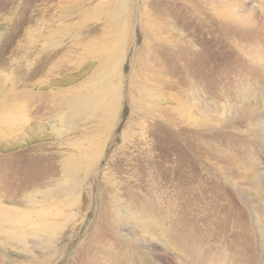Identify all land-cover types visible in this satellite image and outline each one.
Listing matches in <instances>:
<instances>
[{"label": "rangeland", "instance_id": "1", "mask_svg": "<svg viewBox=\"0 0 264 264\" xmlns=\"http://www.w3.org/2000/svg\"><path fill=\"white\" fill-rule=\"evenodd\" d=\"M48 8L43 21L54 17V32L34 25ZM50 51L58 54L36 61ZM94 82L109 90L108 110L76 114L77 100L96 101ZM24 90L33 95L27 105ZM261 98L264 0H0V195L40 199L49 189L45 198L56 202L24 225L25 251L13 243L0 257L159 264L165 242L184 259L176 253L167 264H234L219 248L228 230L236 257L264 264V194L243 175L257 151L264 157L255 121L241 115L195 129L177 113L193 102L230 109ZM21 104L26 119L14 125Z\"/></svg>", "mask_w": 264, "mask_h": 264}, {"label": "bare ground", "instance_id": "2", "mask_svg": "<svg viewBox=\"0 0 264 264\" xmlns=\"http://www.w3.org/2000/svg\"><path fill=\"white\" fill-rule=\"evenodd\" d=\"M49 12H50V9L49 8L46 9L44 11V15H41L39 17V18H41L39 22H38V18L35 19L34 25H37L38 26L39 24H41L42 28L46 32L50 31L53 28V32H54L55 31L54 26H53V18L54 17L51 18V19H49V23L48 24H45L44 21H43V19L47 16V13H49ZM261 14H263V13H261ZM240 19L241 18L234 17V18H232L230 20H240ZM41 36H40V38H41ZM57 54H58V51H50L49 54L47 52L46 53L39 52L36 55V61L38 60L39 63H42L43 60H47L48 61L52 57L56 56ZM252 59L254 60V57ZM254 61L255 62H253V63L255 65H258L259 68H260V65H263V64H261V61H257V60H254ZM113 75H116L117 76V72H113ZM249 80H251V79H249ZM45 82H47V80ZM41 84H43V83H41ZM118 85H120V83H118ZM32 86H34V85H32ZM90 89L95 92V100L96 101L86 102L84 100L83 101L82 100L81 101L77 100L75 102V104H77V106H78V109L75 110V113L76 114H80L83 111L85 112V111L93 108L95 105H97L98 107L103 106L102 107V110H104V111L105 110H108L110 95L108 94L109 90H107V87L106 86H102L101 87L98 82H94V83H92L90 85ZM119 90L120 89L118 87L117 94H116L115 91H112L111 92L112 99H113V103H114V106H113V110L114 111L110 115L111 118H112L111 119V124H110V121H109V124L107 126V131H106L107 132V137L112 132V129L111 128H112V124L114 122V112H115V110H117L116 111L117 114L119 112L120 100H121V96H120ZM31 92L32 91H30V90H24V99H26V102H25L26 105L29 102H31V98L33 97V95L31 94ZM25 93H27V94H25ZM247 93H248V91H247ZM250 99L253 100V101H256L255 99H252V98H250ZM187 101H189V100H187ZM199 104H200V106H198V103H195L194 104V102H193V106L188 111L189 114L187 113V110L184 109V106L181 105L179 107V111L180 112H177L178 113V117L179 118H184L183 120H181V123H188L191 126H194L195 129H196V128H203L202 126L203 125H206V124H210V126H213V124H214V125L217 126L223 120L238 118L239 116L242 115L243 117H248L249 119H253L255 121V124L254 125H256V127H254L253 129L250 127L251 128V132L253 134V132H255V130H257L260 133L258 142L260 143V145L264 146V100L262 98L259 99V100H257V102H255V103H251V101L245 102L242 106L237 107V108H235L232 105V107L230 109H226L225 107L219 105L218 103H215L214 101H206V102H203V103H201V101H199ZM16 106L18 107V105H16ZM20 108H22L21 109L22 111H20L15 117H11L10 120L12 122H10V123H12V124L15 125L16 124L15 122H18L20 120L23 121V120L26 119V117L24 116L25 110H26L25 109V104L24 105L21 104ZM240 109L242 110V113H240V115H237ZM190 114H192L193 116H190ZM256 114H259V116H256ZM19 115L21 117H19ZM186 115H188V116H186ZM172 127H174V126H172ZM102 135L103 134H101V135L98 136V140L96 142L91 143L92 145L91 144L89 145V149L91 150L92 154H88V157L86 158V164H88V165L89 164H92V163L94 164V162L97 161L96 160V157L97 156H95V153L98 152L97 153V155H98L100 153V151H101V148H102V144H101ZM256 153H257L256 159L254 161L252 160L253 163H256L254 165V168H251L250 170L249 169L246 170L243 175L246 177V179H248L251 176H253L254 181H252V180L251 181L254 184V188L257 190V192H260V193L264 194V157H263V152L257 151ZM250 154L252 156H254L252 153H250ZM244 164H246V163H244ZM244 164H243V169L245 168V165ZM251 164L252 163H250L249 166ZM238 166H239V164H238ZM246 168H248V167H246ZM74 172H76V171H74ZM256 172H258V173H256ZM258 175H260V177ZM256 176L259 177L258 180L256 179ZM38 191H39V189L36 190V191H34V192L35 193H38ZM49 192L50 191L48 189L44 193L40 194L39 195L40 199L35 198V196H32L31 193L28 194V195H26L23 199H22V197L19 198V199H17L16 198L17 197V194L15 196H10L9 194H7V196L6 195H3V196L0 195V249L6 248L8 245L15 243L16 246H18V249L20 247L21 251H25L26 250V247L24 246L25 240H26V230L24 228V225L26 227L27 224L32 223L31 222V217H30L31 215H34V217H36V216H42V215H40V213H42V212H41V210L39 208H40V206H43L44 203H45V205H47L49 207H52V206L55 205V203H56L55 201H51L50 198H48V199L45 198V196H46L45 194H48ZM258 195H260V194H258ZM7 198L8 199L10 198L11 200H13L15 198L16 199L14 201H11V200H8ZM26 199H31V200H29V202H28ZM3 201L6 202L7 203L6 205H9V206H2V205H5V204H1V202H3ZM56 201L58 202V200H56ZM117 210H118V208H117ZM115 211H116V209H115ZM8 216H10V217L8 218ZM12 229H14V231H12ZM218 232H219V229H218ZM220 235H221L222 240L219 241L220 242L219 243V248L224 252V255H226L227 258L229 257V261L230 262L233 261L232 263H234V264H244L242 258L235 256L236 253L239 254V252L237 251V249L233 250L235 243L234 242H231V241H229V243L225 242V239H227L229 237L230 232L227 230V232H223ZM174 239L175 238H173V242H174ZM231 240H233V239H231ZM163 246H164V250H166V252H168V254H165V253L164 254H160L159 264H167L168 263V260L172 259L173 257L175 258L174 255L176 253H178L177 254V257L180 260H184V259H181V256L179 255V252H178L177 249L172 250L171 247L169 246V244L168 243H165V242L163 243ZM197 246H199V245L190 246V247L194 248L195 249V252H196L195 254H192L193 257H196L197 258V259H195V261H193L194 263H200V258H201V252H202V250H199L200 248H198ZM242 250H244V249H242ZM21 251H20V253H21ZM172 252H173V254H172ZM227 253H228V255H227ZM0 256L5 257L3 253L0 254ZM171 256H172V258H171ZM252 258H255V257L253 256ZM209 259H211V258L208 257L207 260H209ZM0 260L3 261L2 263L0 261V264H10L11 263V262L8 263V261L6 259L1 258V257H0ZM224 260H225V258H224ZM171 261H173V259ZM247 261H249V260H247ZM125 264H131V261L128 262V263L125 262ZM249 264H262V262H261V259H259V261H255L254 263L252 262V263H249Z\"/></svg>", "mask_w": 264, "mask_h": 264}]
</instances>
